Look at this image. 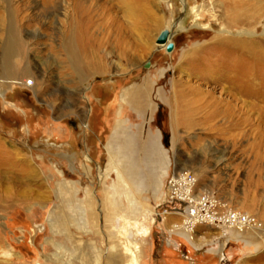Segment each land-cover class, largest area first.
Instances as JSON below:
<instances>
[{
    "label": "rangeland",
    "instance_id": "1",
    "mask_svg": "<svg viewBox=\"0 0 264 264\" xmlns=\"http://www.w3.org/2000/svg\"><path fill=\"white\" fill-rule=\"evenodd\" d=\"M46 1L0 0V264H264V0ZM181 171L262 227L171 232Z\"/></svg>",
    "mask_w": 264,
    "mask_h": 264
},
{
    "label": "built area",
    "instance_id": "2",
    "mask_svg": "<svg viewBox=\"0 0 264 264\" xmlns=\"http://www.w3.org/2000/svg\"><path fill=\"white\" fill-rule=\"evenodd\" d=\"M24 84L31 86L33 80L28 79ZM197 186L198 180L193 173L181 171L173 174L167 181L162 214L180 216V225L187 230L201 225L214 227L223 233V238L233 230L245 232L262 227L255 216L232 208L214 193L199 192ZM219 254L223 259L224 253Z\"/></svg>",
    "mask_w": 264,
    "mask_h": 264
},
{
    "label": "bare ground",
    "instance_id": "3",
    "mask_svg": "<svg viewBox=\"0 0 264 264\" xmlns=\"http://www.w3.org/2000/svg\"><path fill=\"white\" fill-rule=\"evenodd\" d=\"M15 1V0H14ZM44 1V0H43ZM82 1V0H81ZM12 2V1H11ZM59 2V1H58ZM75 2V11L73 12L74 14H73V19H74V21L77 23V20H78V18L80 17H83V16H80V15H82V14H84V10H83V8H82V6H81V4L79 3L80 1L79 0H75L74 1ZM52 3V5H51V7L53 6V7H55V6H57V4L58 3H56V1H52V0H47L46 1V6L48 5V7H50V4ZM55 3V5H53ZM82 3V2H81ZM87 3V2H86ZM87 6V5H86ZM57 8V7H56ZM46 9V8H45ZM90 9V8H89ZM58 10V9H57ZM79 10H81V14L79 15ZM83 10V11H82ZM86 10V9H85ZM55 11H56V9H55ZM87 12V11H86ZM47 13V12H46ZM94 14V13H93ZM88 16H90V15H88ZM87 16V17H88ZM238 16V15H237ZM87 20V19H86ZM69 22V21H68ZM80 24H81V22H80ZM94 24V23H93ZM92 24V25H93ZM77 25V24H76ZM82 25V24H81ZM111 26V25H110ZM113 26V25H112ZM92 27V26H91ZM90 27V28H91ZM109 29V28H108ZM124 29V28H123ZM122 29V30H123ZM10 30V29H9ZM111 31V30H110ZM124 31H126V29L124 30ZM129 31V30H128ZM14 32V31H13ZM113 32V31H112ZM127 32V31H126ZM9 33H11V32H9ZM80 34L82 35V32H80ZM127 34V33H126ZM8 40V39H7ZM170 41V40H169ZM8 42V41H7ZM63 48H64V50L67 52V55L70 57V59H71V62H72V64L74 65V67H78V66H82V61H81V59H80V56H81V54H82V52H83V50H81L80 49V47H78L77 45H76V43L74 42V40H73V37L72 36H68L67 38H66V40H65V42H64V45H63ZM17 51H18V47H17V45L15 44V42H14V39L11 37L10 38V40H9V44H7L6 46H5V48H4V54H3V60H2V62H1V65H2V68L4 69V70H6V71H11V68H12V64H11V62H10V59L17 53ZM79 75H80V77H82V76H84V70L83 69H80L79 71ZM1 80V79H0ZM16 82V80L14 79V80H11V81H9V80H2V81H0V89H1V87H2V84H5V83H15ZM4 86V85H3ZM138 90V89H137ZM137 90H134L133 92H134V94L137 92ZM2 95H4V92H2L1 93ZM131 95H133V94H131ZM134 99V98H133ZM142 99V97H137V100H139V101H142L141 100ZM85 125H87V123L85 124ZM1 162V161H0ZM3 166V165H2ZM4 167V166H3ZM14 169V168H13ZM15 175V174H14ZM5 176L7 177V174H2V173H0V186L3 184V182H4V180H5ZM10 176V175H9ZM12 177V176H11ZM19 178V177H18ZM8 179V178H7ZM8 181H9V179H8ZM14 183V185L15 186H19V183H20V181L16 178V177H12V181H11V183ZM4 188V187H3ZM15 188V187H14ZM16 189V188H15ZM11 190V189H10ZM13 190V189H12ZM19 191V190H18ZM17 192V191H16ZM20 193V192H19ZM120 218H118V222H120L121 220H119ZM172 228H171V232H175V233H178V234H181V235H183V236H185L186 237V239L188 240V241H190V243H193L194 245H195V247H199V245H197L195 242H194V234H195V229H193V230H187V229H185L184 227H183V225L181 226L180 224H178V225H172L171 226ZM126 229V228H125ZM129 230V229H128ZM138 231V230H137ZM128 232V231H127ZM139 232V231H138ZM143 235H147L148 234V232H149V229L148 228H146V229H144L143 231ZM170 232V233H171ZM233 233V232H235V233H237L238 235H241V234H243V233H245V232H241V231H236V230H233V231H230L229 233ZM126 234V233H125ZM127 236H128V234H127ZM196 236V235H195ZM242 237L243 236H239V237H237V238H239V239H242ZM244 239V238H243ZM249 242V241H248ZM134 245H135V248L136 249H138L139 248V246H138V244L137 243H134ZM134 247V246H133Z\"/></svg>",
    "mask_w": 264,
    "mask_h": 264
},
{
    "label": "water",
    "instance_id": "4",
    "mask_svg": "<svg viewBox=\"0 0 264 264\" xmlns=\"http://www.w3.org/2000/svg\"><path fill=\"white\" fill-rule=\"evenodd\" d=\"M172 33L169 30L163 31L157 39V44L164 45L167 52H171L174 49V43L169 40L171 39Z\"/></svg>",
    "mask_w": 264,
    "mask_h": 264
},
{
    "label": "crops",
    "instance_id": "5",
    "mask_svg": "<svg viewBox=\"0 0 264 264\" xmlns=\"http://www.w3.org/2000/svg\"><path fill=\"white\" fill-rule=\"evenodd\" d=\"M122 134V133H121ZM156 136V138H157V140L159 139V136L158 135H155ZM167 163V162H166ZM169 166V164H166V167H168ZM187 168V167H186ZM179 170H182V168L181 169H179ZM195 174V173H194ZM196 175V174H195ZM196 177H197V175H196ZM199 181V180H198ZM198 186H199V190L200 191H204V192H208V193H215V190H212L211 189V183H207V184H203V185H201V183H199L198 182ZM232 239H234V238H230V239H226V241L227 242H231L232 241ZM226 242V243H227Z\"/></svg>",
    "mask_w": 264,
    "mask_h": 264
}]
</instances>
